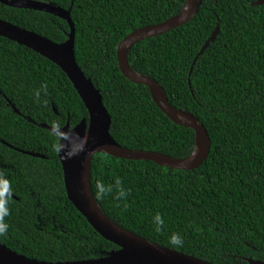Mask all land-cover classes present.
I'll return each instance as SVG.
<instances>
[{
  "label": "trees",
  "instance_id": "trees-1",
  "mask_svg": "<svg viewBox=\"0 0 264 264\" xmlns=\"http://www.w3.org/2000/svg\"><path fill=\"white\" fill-rule=\"evenodd\" d=\"M37 1L72 9L77 62L103 96L114 140L130 150L190 157L195 131L172 122L150 89L129 81L118 62L129 34L177 16L187 0ZM258 1L204 0L191 22L129 53L134 72L155 79L173 107L207 129L211 150L200 168L173 170L105 154L92 161L93 193L112 222L212 264L264 262V5L254 7ZM0 19L59 44L71 32L51 14L1 3ZM84 119L85 104L56 64L0 36V172L13 191L0 244L49 263L95 260L119 249L69 200L53 147L60 141L40 127L60 121L73 129ZM116 180L125 191L119 200ZM98 181L112 192L97 198ZM174 234L182 243L172 242Z\"/></svg>",
  "mask_w": 264,
  "mask_h": 264
},
{
  "label": "water",
  "instance_id": "water-1",
  "mask_svg": "<svg viewBox=\"0 0 264 264\" xmlns=\"http://www.w3.org/2000/svg\"><path fill=\"white\" fill-rule=\"evenodd\" d=\"M203 1L187 0L180 14L160 24L132 32L118 47V62L122 74L132 83L148 87L156 105L172 122L195 131L196 148L193 154L185 159H174L156 152L126 149L111 136L112 119L104 105L103 96L95 87L93 81L86 77L77 62L76 29L71 17V8L65 10L53 3L37 0H0L1 4L12 8L51 14L67 21L70 26L71 32L68 35V40L59 44L0 19V36L26 47L56 64L71 80L85 104L89 112V120L84 119L73 130L74 133L79 134L80 138L86 137L87 139L93 127L91 140L88 144H84L83 151H79L78 142L74 144L73 148L79 154L74 155L71 159L63 158L68 149H62L59 153L64 171L66 191L69 200L87 219L89 224L103 238L119 247L118 250H114L100 259L49 263L30 259L0 244V264H212L162 247L118 226L103 213L92 189V161L97 154H105L122 160L151 161L162 167L184 171L197 170L207 160L211 150V139L203 123L195 115L173 107L169 103L163 86L153 78L134 72L128 61L129 53L135 45L147 39L169 33L191 22L198 14ZM262 5H264V0H259L253 4L254 7ZM218 32L217 29L212 34L203 46L199 56L203 55L210 44L215 42ZM191 72H193V69ZM27 119L34 123L31 119ZM40 127L50 130V126L47 124H41ZM68 129H72L69 123L62 131H68ZM63 143L67 145L69 142L64 141ZM28 154L44 158L39 154L29 152ZM249 262L250 264H264V262L252 259H249Z\"/></svg>",
  "mask_w": 264,
  "mask_h": 264
},
{
  "label": "clouds",
  "instance_id": "clouds-1",
  "mask_svg": "<svg viewBox=\"0 0 264 264\" xmlns=\"http://www.w3.org/2000/svg\"><path fill=\"white\" fill-rule=\"evenodd\" d=\"M47 86H43V90L46 91ZM41 94L40 90L35 92V97L39 99ZM64 129L60 121H52L50 127V134L56 137L60 142L53 145L54 149L57 152H61L62 149H68L65 152L64 159H71L74 155L79 154L78 151L74 150L73 145L78 142L79 151L84 150V144L86 143V137L80 138L78 133H74L73 129H68V131H62ZM64 141H68L69 143L66 145L63 143ZM97 198L103 197L105 194L112 192L113 188L111 185L105 186L102 182H97ZM115 187L117 189L116 199H122L125 196V191L121 187V183L119 180L115 181ZM13 197V191L10 188V182L5 177L3 172H0V235H4L8 231L9 225L5 222V217L9 215L8 204ZM157 220L162 224L163 221L160 219L159 215L156 217ZM173 243H182L178 234H174L172 236Z\"/></svg>",
  "mask_w": 264,
  "mask_h": 264
},
{
  "label": "bare ground",
  "instance_id": "bare-ground-1",
  "mask_svg": "<svg viewBox=\"0 0 264 264\" xmlns=\"http://www.w3.org/2000/svg\"><path fill=\"white\" fill-rule=\"evenodd\" d=\"M92 132H93V127L91 128L90 134H89V136H88L87 139H86V143H87V144H88L89 141L91 140Z\"/></svg>",
  "mask_w": 264,
  "mask_h": 264
}]
</instances>
